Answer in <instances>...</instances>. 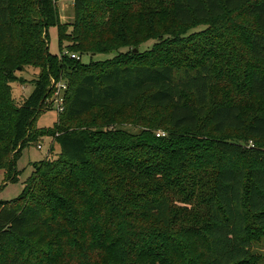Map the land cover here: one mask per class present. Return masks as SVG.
<instances>
[{
    "label": "trees",
    "instance_id": "1",
    "mask_svg": "<svg viewBox=\"0 0 264 264\" xmlns=\"http://www.w3.org/2000/svg\"><path fill=\"white\" fill-rule=\"evenodd\" d=\"M52 1L0 0V170L16 181L23 147L41 135L59 145L56 157L34 166L17 197L0 199V264H79L91 246L108 252L110 264L120 258L122 264H250L252 232H264V147L247 141L264 140V107L248 123L236 103L208 109L216 59L210 48L198 51L200 42L188 51L203 60L185 53L180 66L171 57L178 46L105 64L69 56L142 41V23L160 20L161 0H72L70 30ZM164 2L180 25L243 10L254 25L248 55L264 62V0ZM49 25L57 28L60 55L48 50ZM28 66L38 68L37 77L27 98L15 103L11 84ZM58 81L65 83L63 110L48 131L37 130ZM246 85L264 102V72L253 70ZM141 98L135 126L159 124L154 113L168 109L167 129L158 135L150 127L66 131L94 108H129ZM241 129L245 144L202 136ZM117 246L126 255L122 250L119 258Z\"/></svg>",
    "mask_w": 264,
    "mask_h": 264
},
{
    "label": "rangeland",
    "instance_id": "2",
    "mask_svg": "<svg viewBox=\"0 0 264 264\" xmlns=\"http://www.w3.org/2000/svg\"><path fill=\"white\" fill-rule=\"evenodd\" d=\"M155 4L159 0H154ZM161 0V10L160 20L156 21H146L143 22L144 26L141 29L140 42L128 44V45H116L114 49L110 51L100 52L98 50H86L82 52L71 51L79 55V59L84 62H94L105 64L112 62L113 60L122 61H134L133 57L137 55L149 54L150 50H158L159 48L178 46L180 47L179 52H175L171 57L177 60L179 66L184 64V60L180 61L182 55L188 54L189 57L196 60H203L198 54H192L188 51L192 48L195 42H200L201 45L198 51H205L209 48L212 49V56L216 59V64L214 66L215 72V84L211 88L210 104L208 109H211L216 104L221 102H232L240 106L241 115L248 123L253 116L262 114V109L264 107V102L262 99L253 93H250L246 85L248 80V75L253 70L264 72V62L260 60H252L248 55L249 37L253 30V22L250 17H248L243 10L233 11L224 14L221 17L209 19L206 21H196L189 25H180L173 23L171 18V8L168 4ZM56 5V12L58 20L61 23H68V29L70 30V24L73 22V1L72 0H53ZM146 3V2H144ZM152 7L151 3H147L146 6ZM147 17V15L145 14ZM150 16V11L148 12V17ZM48 50L52 54L60 55L59 41L57 36V28L55 25L48 26ZM69 42L65 40L63 44L66 46ZM137 49V53L133 52V49ZM68 50H63V53H67ZM158 59L163 60L164 58H157L154 61L151 57L146 59L147 62L153 63L158 62ZM38 68L35 67H25L23 71H17L16 75L19 77L20 81L13 82L12 87V98L15 103H21L29 95L32 89V80L37 77ZM51 83L54 82L53 79L50 80ZM63 83V81H58L56 84ZM57 90V86H54L51 96L45 101L44 106L36 118L34 127L39 129H46L48 131L50 127L53 126L57 119L58 112L55 109V102L53 99L54 91ZM143 104V98L139 99L136 104L132 107H119L111 106L104 108H94L90 111L87 116L78 118L69 122L66 131L72 133H81L91 130L100 129H117L122 128L133 133H137L142 127H150L152 132L158 133L163 132L167 129V113L168 109L164 108L158 110L156 113L158 118H161L160 123L154 125L150 123L144 124L142 126L133 125V120L140 113V109ZM152 110L146 109L142 111L143 115H148ZM93 116H98V122L95 124H90V118ZM89 118V120H88ZM101 118V119H99ZM92 125V126H89ZM34 128V129H35ZM202 136L208 137H224L229 140L240 141L241 143H246V137L244 136V129L241 130H231L224 134H202ZM248 145H258L264 147V140H248ZM59 152V145L55 140L54 136L41 135L38 141L34 145L23 147L20 151L19 156L15 161L16 168L20 171L18 174V179L12 182L10 174L6 175L3 170H0V199L10 200L17 197L23 187L26 178L33 171L34 166L38 165L41 160L46 158H54ZM226 161L234 162L239 165H244L248 167L249 165H254V161L249 158H226ZM102 165V164H100ZM119 228L117 233L121 231ZM125 230L121 234H125ZM251 236V258L250 264H264V232L255 231L252 232ZM112 236L116 234L111 232ZM90 238V237H89ZM89 242V241H88ZM92 247V246H91ZM91 247H88V255L86 259H80L77 262L79 264H110L109 253L100 250H94L91 252ZM115 252L121 257V251L125 250L123 247L117 246ZM90 252V254H89ZM104 253L102 258H99V254ZM143 261V260H140ZM116 264H122L121 258L116 262ZM126 264V261H123Z\"/></svg>",
    "mask_w": 264,
    "mask_h": 264
},
{
    "label": "built area",
    "instance_id": "3",
    "mask_svg": "<svg viewBox=\"0 0 264 264\" xmlns=\"http://www.w3.org/2000/svg\"><path fill=\"white\" fill-rule=\"evenodd\" d=\"M68 54H69V56L71 58H75V59H79L80 58L79 55H77L74 52L68 53ZM56 86H57V90L54 91V97H53L52 100H54L55 109L59 113V112H61L63 110V95H62V92L65 89V83H59V84H56ZM158 134L159 133H157V135ZM161 134H163V133H161Z\"/></svg>",
    "mask_w": 264,
    "mask_h": 264
},
{
    "label": "water",
    "instance_id": "4",
    "mask_svg": "<svg viewBox=\"0 0 264 264\" xmlns=\"http://www.w3.org/2000/svg\"><path fill=\"white\" fill-rule=\"evenodd\" d=\"M133 52H137V49L134 48V49H133Z\"/></svg>",
    "mask_w": 264,
    "mask_h": 264
}]
</instances>
